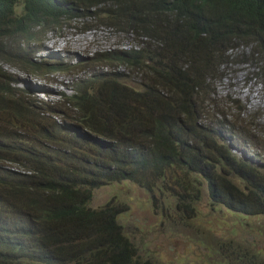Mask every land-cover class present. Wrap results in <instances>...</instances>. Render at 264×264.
I'll return each mask as SVG.
<instances>
[{"label":"trees","instance_id":"1","mask_svg":"<svg viewBox=\"0 0 264 264\" xmlns=\"http://www.w3.org/2000/svg\"><path fill=\"white\" fill-rule=\"evenodd\" d=\"M85 17L136 44L73 64L29 55L45 32ZM241 47L264 65V0H0V264H154L126 231L127 205H92L95 188L125 180L154 201L169 193L182 219L203 188L212 204L264 216V125L258 116L238 127L215 95ZM3 64L116 65L143 87L96 70L45 100ZM215 248L227 264H264L249 239Z\"/></svg>","mask_w":264,"mask_h":264},{"label":"rangeland","instance_id":"2","mask_svg":"<svg viewBox=\"0 0 264 264\" xmlns=\"http://www.w3.org/2000/svg\"><path fill=\"white\" fill-rule=\"evenodd\" d=\"M69 22L45 32L39 42L31 44L29 55H34L36 59L43 57L48 62L61 57L65 63L73 64L96 52L129 48L136 44L131 34L118 32L92 18H74ZM230 57L231 60H239L231 61L224 67L223 76L215 83L216 99L225 103L222 107H231L238 127L246 128L258 116L264 125V65L245 61L246 58L256 60L255 56H249V48L241 47ZM3 66L18 76L17 87L44 89L46 93H31L46 100L58 99L62 93H71V87L80 78L96 70L100 73H123L125 82L136 89L143 87L138 71L131 72L126 67L116 65L106 67L97 64V69L94 66H78L71 71L49 73L28 71L9 64ZM260 133L262 138L259 143L264 145L263 126ZM152 197V193L145 188L125 180L95 188L92 205L99 207L109 201L127 205L123 212L126 231L140 254L145 258L150 257L154 264H227L221 261L223 255L216 251L215 241L232 239L252 240L258 250H262L264 258L263 215L245 216L222 205L212 204L204 188L199 199L191 205L193 211L185 215L187 219H182L183 211H176L174 204L169 203V193L163 195L166 202L160 200L161 195L156 201Z\"/></svg>","mask_w":264,"mask_h":264},{"label":"clouds","instance_id":"3","mask_svg":"<svg viewBox=\"0 0 264 264\" xmlns=\"http://www.w3.org/2000/svg\"><path fill=\"white\" fill-rule=\"evenodd\" d=\"M38 93H45V92H38ZM37 95V94H36ZM38 96V95H37ZM42 98V97H41ZM44 99V98H43ZM46 100V99H45Z\"/></svg>","mask_w":264,"mask_h":264}]
</instances>
